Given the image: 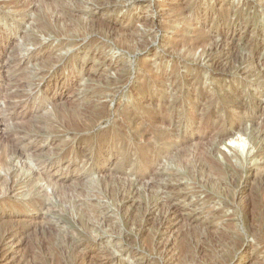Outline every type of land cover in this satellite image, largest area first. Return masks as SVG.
Returning a JSON list of instances; mask_svg holds the SVG:
<instances>
[{"label": "rangeland", "instance_id": "obj_1", "mask_svg": "<svg viewBox=\"0 0 264 264\" xmlns=\"http://www.w3.org/2000/svg\"><path fill=\"white\" fill-rule=\"evenodd\" d=\"M1 187L0 264H264V0H0Z\"/></svg>", "mask_w": 264, "mask_h": 264}, {"label": "bare ground", "instance_id": "obj_2", "mask_svg": "<svg viewBox=\"0 0 264 264\" xmlns=\"http://www.w3.org/2000/svg\"><path fill=\"white\" fill-rule=\"evenodd\" d=\"M217 63V62H216ZM222 64V63H221ZM219 65V64H218ZM220 69V68H219ZM218 69V70H219ZM223 70V69H222ZM234 91V90H233ZM214 94V93H213ZM217 95V94H216ZM139 97V96H138ZM246 101V100H245ZM220 103V102H219ZM244 103V102H243ZM250 103V102H249ZM248 104V103H247ZM246 104V105H247ZM245 105V104H244ZM251 105V104H250ZM247 107V106H246ZM260 107V106H259ZM254 108V107H253ZM237 110V109H236ZM245 110H246V108H245ZM242 112V111H241ZM153 113V112H152ZM225 118V117H224ZM166 121V120H165ZM164 122V121H163ZM131 123H132V121H131ZM157 124V123H156ZM163 124V123H162ZM238 126H239V124H238ZM129 128V127H128ZM149 128H147V130H148ZM212 132V131H211ZM210 132V133H211ZM214 132V131H213ZM232 134V133H231ZM230 134V135H231ZM216 137V136H215ZM221 137V136H220ZM132 138V137H131ZM146 138V137H145ZM209 138V137H208ZM219 138V137H218ZM241 138V137H240ZM200 139V138H199ZM225 139H227V138H225ZM238 140H239V138H237ZM242 139V138H241ZM146 140V139H145ZM185 140V139H184ZM183 140V141H184ZM203 140V139H202ZM229 140V139H228ZM242 140H245V139H242ZM134 141V140H133ZM141 141V140H140ZM192 141V140H191ZM204 141V140H203ZM236 141V140H235ZM240 141V140H239ZM150 142V141H149ZM231 143H233L232 141H231ZM237 143V142H236ZM190 145V144H189ZM179 149V148H178ZM140 152V151H139ZM168 152V151H167ZM14 154H16V155H22L23 153L21 152V154L19 153V151H16V150H14ZM165 154V153H164ZM24 155V154H23ZM167 155H169V154H167ZM171 156H173V155H171ZM9 160V159H8ZM156 160V159H155ZM159 160V159H158ZM176 162V161H175ZM30 163V162H29ZM172 163H174V162H172ZM30 166H32V165H30ZM29 167V166H28ZM206 167V166H205ZM27 169V168H26ZM20 170V169H19ZM31 171V170H30ZM153 171V170H152ZM224 173V172H223ZM223 175V174H222ZM229 175V174H228ZM8 176H10V175H8ZM8 176H6V177H8ZM196 176H197V174H196ZM5 178V177H4ZM210 179V178H209ZM7 180H9V179H7ZM5 182H6V180H5ZM16 182H17V180H16ZM3 183V182H2ZM9 183V182H8ZM7 183V184H8ZM11 183H12V181H11ZM212 183H213V180H212ZM6 184V185H7ZM209 185V184H208ZM7 187V186H6ZM0 189H2V190H0V198H2V199H4V200H9V192H10V188L8 187V188H0ZM47 205H48V203H47ZM46 205V206H47ZM45 206V207H46ZM49 206V205H48ZM50 207V206H49ZM53 206L51 205V207L50 208H52ZM176 213V212H175ZM163 225V224H162ZM26 230H23V232H25ZM21 234H22V232H8L7 233V235H5L3 238H2V240H3V242H7L8 240H13V239H15V238H18V237H20L21 236ZM19 239V238H18ZM1 243V246L2 245H4V243ZM81 246V245H80ZM77 248H79V246H77ZM1 249V248H0ZM76 249V248H75ZM101 250V249H100ZM108 254V253H107ZM9 253L7 252V251H4V250H0V258H4V259H6L5 261H7V259H8V257H9ZM80 256V255H79ZM104 256H106V255H104ZM107 257V256H106ZM93 258V257H92ZM108 258V257H107ZM81 259V261L83 262V263H81V264H92V259H91V254L89 253V252H87V253H84V255H83V257H81L80 258ZM3 260V259H2ZM106 260V259H105Z\"/></svg>", "mask_w": 264, "mask_h": 264}]
</instances>
